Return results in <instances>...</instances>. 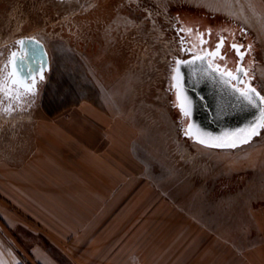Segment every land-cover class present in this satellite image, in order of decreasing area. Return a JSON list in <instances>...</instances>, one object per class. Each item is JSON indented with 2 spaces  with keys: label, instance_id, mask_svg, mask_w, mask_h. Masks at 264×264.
<instances>
[{
  "label": "rangeland",
  "instance_id": "rangeland-1",
  "mask_svg": "<svg viewBox=\"0 0 264 264\" xmlns=\"http://www.w3.org/2000/svg\"><path fill=\"white\" fill-rule=\"evenodd\" d=\"M146 1L0 0V160L23 162L44 140L47 122L60 124L55 120L63 112L95 106L113 116L119 132H128L119 139L134 147L141 192L134 197V213L124 218L133 222L128 236L134 249L149 251L150 259L138 264H254L253 248L264 241V126L248 143L230 148L206 146L186 134L188 117L177 106L174 68L155 66L157 54L164 53L152 46L164 30L160 6ZM185 2L199 17L215 15L206 24H223L251 42L249 82L264 96V0ZM115 4L137 19L133 54L120 56L117 49L116 56L104 57L101 69L90 60L85 64L90 78L82 80L83 31L92 33L98 13L112 20ZM143 21L149 25L140 29ZM24 37L45 44L50 69L35 95L17 100L7 70Z\"/></svg>",
  "mask_w": 264,
  "mask_h": 264
},
{
  "label": "crops",
  "instance_id": "crops-1",
  "mask_svg": "<svg viewBox=\"0 0 264 264\" xmlns=\"http://www.w3.org/2000/svg\"><path fill=\"white\" fill-rule=\"evenodd\" d=\"M61 115L23 162L0 160V264L148 261L124 218L141 192L134 147L119 139L128 132L95 106ZM253 249L254 264H264V241Z\"/></svg>",
  "mask_w": 264,
  "mask_h": 264
},
{
  "label": "water",
  "instance_id": "water-1",
  "mask_svg": "<svg viewBox=\"0 0 264 264\" xmlns=\"http://www.w3.org/2000/svg\"><path fill=\"white\" fill-rule=\"evenodd\" d=\"M21 40L25 44L19 43V48L14 52L17 57L23 56L24 59L19 61L14 79L28 84L35 79L37 86L41 72L45 77L46 71L50 69L49 52L37 38L24 37ZM204 54L179 60L192 61L196 55ZM206 59L207 63L196 60L195 63L182 66L178 86L176 73L173 71L172 74L177 106L184 114L187 112L186 134L194 141L210 147L230 148L248 143L256 136L250 134L251 129L255 128L259 134L263 128L259 125H264V102L257 98L258 106H253L241 97L237 89L245 91L249 86L255 87L243 77V73L240 74V80L244 83L235 79L226 80L213 70L217 64H213L209 57ZM240 66L244 69L243 64L240 63ZM12 70L10 62L7 70L8 84L17 88L20 85L11 83ZM181 104L184 106L181 107Z\"/></svg>",
  "mask_w": 264,
  "mask_h": 264
},
{
  "label": "flooded vegetation",
  "instance_id": "flooded-vegetation-1",
  "mask_svg": "<svg viewBox=\"0 0 264 264\" xmlns=\"http://www.w3.org/2000/svg\"><path fill=\"white\" fill-rule=\"evenodd\" d=\"M149 1H146V4H148L147 6L154 7L152 4L155 3L160 6V18L158 21L159 25L164 28L160 33L161 39L155 37L152 42L153 47L164 52L163 55L157 54V59L160 60L155 62L156 67L175 68V61L177 59L187 58L195 54H203L205 50L211 53L215 50L220 37H224V44L220 49V54L226 56V61L218 58L213 59L212 57H209V59L213 64H219L221 67H223L226 62L227 67L234 73L239 62L243 64L244 70L247 73V75H243V77L246 80L250 79L253 47L251 42L248 41L244 35L233 32L223 24L215 25L211 22L206 24L203 20L206 21L207 18L212 19L215 15L206 13L204 17H199L196 12L191 10L192 7L185 6L186 2L183 3V0ZM114 6L113 9L111 8L112 20L107 21L104 20V18L101 19V14L98 13L99 18L94 21L93 29L91 30L90 28V30H88L92 31V33H86V29L83 31V44L80 51L81 63L84 65L82 72L83 76L81 77L82 80L90 78L89 70L85 65L88 64L90 60L95 62L98 69H101L105 65L103 63L104 57L110 53H114L116 56L117 49L120 50V56L124 55V57H126L130 55L131 57L133 54V40L131 37L133 36L136 18L133 16L132 12L131 14H128V12L123 14L119 11L118 5L115 4ZM130 10L131 9H129V11ZM143 24L149 25V23L143 21L140 29L144 28ZM187 29H191L192 31L189 32ZM201 34H203V42L201 41ZM91 37H93V39ZM92 44L94 45L91 46ZM231 44L244 45L245 47L240 49L241 52H244L248 45H251V50L248 51L247 54L244 55L243 60L240 61V57L236 50L230 47ZM148 45L149 42L147 41L146 49H148ZM170 47L169 55L165 57V53L168 51H166V49ZM90 48H93L92 52L89 50ZM139 48L141 49L142 46ZM188 49L192 50L188 51ZM130 65H133V61L130 62ZM102 74L105 77L104 73ZM103 76L101 77L103 78Z\"/></svg>",
  "mask_w": 264,
  "mask_h": 264
},
{
  "label": "snow or ice",
  "instance_id": "snow-or-ice-1",
  "mask_svg": "<svg viewBox=\"0 0 264 264\" xmlns=\"http://www.w3.org/2000/svg\"><path fill=\"white\" fill-rule=\"evenodd\" d=\"M187 31L191 32V29H187ZM202 36L203 34H201V41L202 40ZM224 37H220L219 42L216 44L215 50L211 53H208L205 50V54L202 55H196L192 61H181L179 59H177L175 61V68H174V72L176 73V79H177V86H178V82H179V74L181 71V67L182 66H186L190 63H195L196 60H200L201 62L207 63V59L206 57H212L213 59H220V60H224L226 61V56L225 55H221L220 54V49L222 48L223 44H224ZM18 43H20L21 45L25 44L24 40L18 41ZM230 47L232 49H235L238 56L240 57V61L243 60L244 55L247 54L248 51L251 50V45H248L247 48L245 49L244 52H241L240 49L244 48V45H238V44H231ZM192 49H188V51H191ZM24 59L23 56L21 57H17L16 53H12V60L10 61L13 65V70L10 73V77H12L13 79L11 80L12 85H20L22 86L23 91H19L18 89H13V91L16 92L15 98L17 100H21V98L23 96H28V95H35L36 93V81L35 79L32 80V82L30 84L28 83H23L21 81H17L14 79V77L16 76V73L18 71V67H19V61ZM5 67H7V65H5ZM215 72L219 73L221 76L225 77L226 80H238L240 83H244V81L240 80V74L243 73L244 75H247V73L245 72V70L240 66V63L238 62L237 64V68L235 71V74L233 73V71L231 69H229L227 67V63L225 62L223 67H221V65L217 64L216 67L213 69ZM43 73L41 72L40 74V79L43 80ZM27 79V78H25ZM3 88H0V91H2ZM237 91L240 92V95L243 99H245L249 104L253 105V106H258L257 104V98L259 99V101L264 102V96H261L259 92H257L255 87L249 86L247 88V90L245 91H241L239 89H237ZM187 99V98H185ZM184 104H181V107H183ZM187 115V112L185 113ZM259 126H264V125H259ZM251 135H258V132L256 131L255 128L251 129ZM203 143V141H201ZM245 142H247V140H245ZM232 146H235L234 144Z\"/></svg>",
  "mask_w": 264,
  "mask_h": 264
},
{
  "label": "trees",
  "instance_id": "trees-1",
  "mask_svg": "<svg viewBox=\"0 0 264 264\" xmlns=\"http://www.w3.org/2000/svg\"><path fill=\"white\" fill-rule=\"evenodd\" d=\"M67 106H68V104L64 105V106H63L62 108H60V109H57V111H60V110H62V109H65Z\"/></svg>",
  "mask_w": 264,
  "mask_h": 264
}]
</instances>
